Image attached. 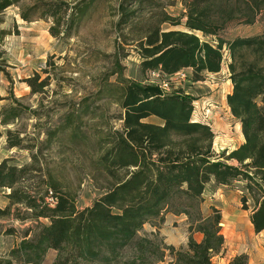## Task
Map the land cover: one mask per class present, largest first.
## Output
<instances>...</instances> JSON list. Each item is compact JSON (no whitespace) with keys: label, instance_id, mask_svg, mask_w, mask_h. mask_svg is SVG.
<instances>
[{"label":"trees","instance_id":"1","mask_svg":"<svg viewBox=\"0 0 264 264\" xmlns=\"http://www.w3.org/2000/svg\"><path fill=\"white\" fill-rule=\"evenodd\" d=\"M21 1L0 0V13ZM252 2L257 8L264 7V0ZM90 4L72 6L67 14L70 8L66 2L40 0L22 8L20 15L24 20L50 17L49 31L58 36L61 24L69 32L74 24H79ZM186 7L184 26L216 36L215 42L202 40L189 31L154 27L140 44L141 70L159 69L172 74L190 68L193 81L203 80L204 73L220 71L225 47L230 57L227 67L232 85L226 102L240 124L243 142L233 150L224 148L216 154L211 127L192 120L191 95L178 90L163 93L154 84L125 83L119 99L124 111L123 131L114 133L110 147L100 159L114 183L91 206L78 209L73 197L58 193L53 181L45 182L52 203L43 196L16 188L28 168L8 164L9 158L0 162V187L10 188L9 205L22 203L29 209L20 219H48L47 224L38 222L32 239L25 238V234L8 257H0V264H13V259L21 260L22 264H40L48 249L56 250L52 264H118L122 252L128 248L134 250L129 264H151L148 260L152 257L162 261L166 250L171 255L169 264H211L212 257L224 251L220 212L215 208L208 216L200 212L202 194L211 179L225 186L241 182L242 208L247 209L250 200L253 230L255 233L264 230V66L247 58L248 53L254 57L264 53V31L224 40L217 35L226 24L211 19L210 5L192 3ZM160 22L180 23L178 18L168 15ZM45 85L42 82L39 89ZM1 114L4 115L1 123L7 124L20 114V108L10 105L2 108ZM149 116L160 118L162 124L144 121ZM8 146H20V140L8 137ZM119 169L125 170L122 178L117 177ZM179 201L182 207L177 206L172 212L187 216L189 232L202 233L200 241L190 234L187 248L182 249L139 234L152 218L158 217L162 223L164 207ZM9 211L8 206L0 208V216ZM247 262L246 254L229 260V264Z\"/></svg>","mask_w":264,"mask_h":264},{"label":"rangeland","instance_id":"2","mask_svg":"<svg viewBox=\"0 0 264 264\" xmlns=\"http://www.w3.org/2000/svg\"><path fill=\"white\" fill-rule=\"evenodd\" d=\"M38 1L22 0L0 13V162L9 158L8 164L28 168L15 184L16 188L43 196L46 202L52 203L45 182L53 181L58 186V193L70 194L78 209L91 206L114 183L100 159L110 147L114 133L123 131L124 111L119 104L122 86L131 81L152 84L149 70L143 71L140 67V44L152 28L189 31L214 43L216 36L184 26L188 12L186 5L199 3L200 6L210 5L211 19L226 24L217 35L224 40L264 31V7H255L252 0H210L208 3L201 0H62L70 8L67 14L72 6L91 4L79 24H74L69 32H65V24H61L60 34L53 36L49 31L50 17L21 18L22 8ZM164 15L178 18L180 23H161ZM222 51L218 73H204L203 80L193 81L192 70L184 68L187 77L172 84L166 92L178 90L194 98L192 119L211 127L216 154L224 148L235 149L232 147L237 146L239 136H242L240 124L226 102L232 86L227 67L230 57L225 47ZM247 58L264 66V53L255 57L248 53ZM154 79L167 80L168 74L161 73ZM42 82L46 85L40 90ZM10 105L19 107L20 114L3 124L1 110ZM144 121L162 123L156 116H149ZM8 137L20 140V146L9 147ZM124 175V169L117 171L118 178ZM211 181L213 179L206 184L202 194L201 214H213V208L219 212H238L243 214V224L247 225L246 216L251 213L252 202H247V209L242 208L239 200L242 183L217 188ZM9 192V187H0V208L8 206L10 210L0 216V257H8L9 251L25 234V238L32 239L38 222L48 223L43 217L38 221L20 219L29 209L22 203L9 205ZM177 206L182 207L180 201L164 207L162 214L173 213ZM181 216L186 215L181 213ZM161 224L158 217L152 218L139 234L169 245L157 229V236L150 234L151 228ZM170 229L176 230L177 234L184 231L178 227V221ZM196 232H189L186 244L176 248L186 249L188 236ZM247 237L252 239L254 236L250 234L244 238ZM260 238L264 243V233ZM225 251L226 248L222 254L213 256L211 264L220 256L226 257ZM47 252L54 255L50 257ZM47 252L40 264L53 263L56 250L48 249ZM133 256V249H125L118 264H129ZM148 261L169 264L171 255L166 250L162 261L155 257ZM13 264L22 262L13 259Z\"/></svg>","mask_w":264,"mask_h":264},{"label":"crops","instance_id":"3","mask_svg":"<svg viewBox=\"0 0 264 264\" xmlns=\"http://www.w3.org/2000/svg\"><path fill=\"white\" fill-rule=\"evenodd\" d=\"M221 70V69H220ZM218 73V72H216ZM210 73V74H216ZM194 120V119H192ZM162 124V123H159ZM242 135V134H241ZM243 142V136H239V142L237 144L240 145ZM234 146L232 148H235ZM231 148V149H232ZM215 184L214 180L211 181ZM217 188L225 187V185L217 184ZM205 190V189H204ZM221 213V232L224 237V249L226 248V257L220 256L217 260L213 261V264H224V259H226V264L229 263V260L235 255L246 254L248 258L247 264H264V243H262V238L264 230L255 233L250 222L249 216L248 224L244 225V216L242 213H229L225 211H220ZM250 215V214H249ZM164 221L157 228H151L150 232H156L155 229L159 232V234L164 238V241L169 245H173L175 247L179 245H185L187 240L188 225L189 223L186 221V216H181V214L174 213H165L163 214ZM178 221V227L184 229L183 233H176V230L170 229L173 226L174 222ZM174 228V227H173ZM233 232V234H232ZM252 234L254 237L244 238L246 235L249 236ZM193 238L196 241H200L202 239V233L196 232L193 234ZM50 257L54 255L53 252H47ZM228 254V255H227Z\"/></svg>","mask_w":264,"mask_h":264},{"label":"built area","instance_id":"4","mask_svg":"<svg viewBox=\"0 0 264 264\" xmlns=\"http://www.w3.org/2000/svg\"><path fill=\"white\" fill-rule=\"evenodd\" d=\"M161 73L163 72L159 69H149V74L151 76L150 83L157 85L163 93L168 92L171 89L172 84H175L178 82V80H183L187 77L186 72L181 69L175 73L168 74L167 80L160 79L156 81L154 78L159 77Z\"/></svg>","mask_w":264,"mask_h":264}]
</instances>
